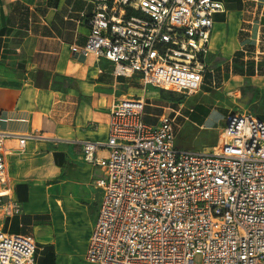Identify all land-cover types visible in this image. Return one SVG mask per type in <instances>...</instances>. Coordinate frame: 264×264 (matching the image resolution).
Masks as SVG:
<instances>
[{"label":"built area","instance_id":"2783aa9c","mask_svg":"<svg viewBox=\"0 0 264 264\" xmlns=\"http://www.w3.org/2000/svg\"><path fill=\"white\" fill-rule=\"evenodd\" d=\"M85 44L71 50L115 63L118 75L189 96L201 89L213 15L222 0H91ZM145 98L125 96L110 110L106 140H75L99 165L101 203L86 258L101 264H264V120L229 112L209 150L178 145L184 107L144 119ZM0 127V215L22 212ZM107 149V155L97 152ZM29 235L0 228V264H37Z\"/></svg>","mask_w":264,"mask_h":264},{"label":"crops","instance_id":"0c3cea01","mask_svg":"<svg viewBox=\"0 0 264 264\" xmlns=\"http://www.w3.org/2000/svg\"><path fill=\"white\" fill-rule=\"evenodd\" d=\"M222 1L203 92L239 94L244 110L264 120V0ZM94 6L0 0V127L44 136L29 138L23 150L16 137L6 140L22 212L0 215V228L31 236L37 264H101L86 250L104 197L96 184L103 170L85 160L75 140L108 138L111 106L128 96L121 85L131 77L118 75L104 57L72 52L73 43L86 42Z\"/></svg>","mask_w":264,"mask_h":264},{"label":"rangeland","instance_id":"374dc122","mask_svg":"<svg viewBox=\"0 0 264 264\" xmlns=\"http://www.w3.org/2000/svg\"><path fill=\"white\" fill-rule=\"evenodd\" d=\"M128 81L121 85V93L145 98L144 119L148 124H156L164 110L177 109L181 102L184 103L174 122L177 143L184 148L211 149L218 141L219 129L224 125L227 113L246 112L241 95L225 90L204 93L203 85L198 92L186 97L171 89L144 86L139 77L132 76Z\"/></svg>","mask_w":264,"mask_h":264},{"label":"trees","instance_id":"16d2710c","mask_svg":"<svg viewBox=\"0 0 264 264\" xmlns=\"http://www.w3.org/2000/svg\"><path fill=\"white\" fill-rule=\"evenodd\" d=\"M216 143H217V142H216ZM216 143H215V144H216ZM215 144H214V145H215ZM178 145H179V144H178Z\"/></svg>","mask_w":264,"mask_h":264}]
</instances>
